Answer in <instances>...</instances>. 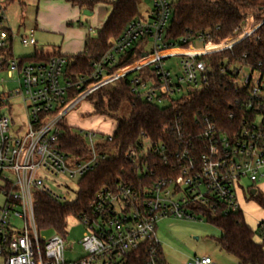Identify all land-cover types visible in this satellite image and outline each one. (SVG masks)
I'll use <instances>...</instances> for the list:
<instances>
[{
	"label": "built area",
	"instance_id": "1",
	"mask_svg": "<svg viewBox=\"0 0 264 264\" xmlns=\"http://www.w3.org/2000/svg\"><path fill=\"white\" fill-rule=\"evenodd\" d=\"M150 1L152 12L132 21L93 64L92 72L75 80L66 76L69 60L65 55L40 61L15 55L17 37L23 46H34L37 41L24 29H11L0 3V192L5 197L0 207V264H169L156 236L160 219L197 221L202 216L196 207L212 200L226 205V212L237 211L240 194L246 196L240 188L244 179L251 184L249 197L253 189L259 190L264 181V71L229 65L236 73L232 85L240 95L236 104L241 114L230 113L228 130L202 115L196 130L185 131L177 124L163 127L165 133L174 135V146L142 132L138 144L128 147L126 158L131 171L143 180L138 185L119 180L101 188L91 207L74 217L84 226L83 252L76 259H67L66 251L73 243L68 244L65 235H41L35 193L69 202L64 196H54L52 184L68 187L114 153L100 147L112 132L96 131L84 136L80 132L88 147L82 158L63 150L61 123L67 121L72 107L92 92L125 78L130 79L132 93L148 103L168 106L181 101L210 83L213 68L205 58L232 50L237 41L254 32L243 30L239 38L218 44L200 37L197 41L204 42L202 48L193 45L180 50L166 40L171 1ZM134 46L141 49L144 59L116 68L119 57ZM175 55L181 57V73H174L167 64ZM243 68L250 74L240 78ZM8 80L16 82L14 89H6ZM238 81L242 87L237 86ZM85 84L81 93L68 98L70 90ZM15 106H21L24 117L14 112ZM198 123L203 125L201 131ZM185 264H214V260L204 255Z\"/></svg>",
	"mask_w": 264,
	"mask_h": 264
},
{
	"label": "trees",
	"instance_id": "2",
	"mask_svg": "<svg viewBox=\"0 0 264 264\" xmlns=\"http://www.w3.org/2000/svg\"><path fill=\"white\" fill-rule=\"evenodd\" d=\"M7 1L12 3L15 0ZM68 1L90 11H93L96 4L108 2L107 0ZM170 1L172 14L166 31V40L180 50L192 49L200 37L218 44L239 38L243 30H254V32L237 41L232 50L220 51L205 58L213 68L210 72L213 74L210 83L188 98L168 106L148 103L134 95L129 78L102 87L86 96L85 99L93 105L92 114L109 116L117 122L111 138H103L100 143V147L114 153L78 180L77 196L73 201L61 203L45 193H35L34 210L39 229H51L65 235L68 219L87 211L101 188L119 180L138 185L143 178L131 171L126 151L129 146L138 144L142 132L152 140H165L172 145L174 135L171 134L172 132L168 134L163 131L165 125L175 128L177 124L185 131L194 128L196 130L199 128H196L197 119L202 115H209L222 130H228L232 123V120H229L230 113L241 114L236 104L240 95L235 92L232 85L236 73L229 70V65L259 68L264 71V0ZM141 2L143 0L110 2L111 13L95 35H88L84 52L66 56L69 60L66 76L75 80L80 75L90 74L93 64L110 49L112 42L124 33L132 21L142 15ZM184 39L186 42H183ZM51 55L37 52L25 59L48 60ZM119 58L116 68L130 65L144 59V56L141 49L134 46ZM260 63L262 65H259ZM222 67L226 69L225 72L221 71ZM234 67L238 70L236 66ZM86 86L85 84L81 89L70 90L68 98L76 97ZM123 102H128L131 106L127 118L118 115ZM199 126L201 131L203 125ZM61 127L60 142L63 150L77 158L87 155L88 147L80 132L74 130L68 120L62 122ZM244 199L255 202L264 210V192L261 190ZM195 210L221 230V235L217 239L219 247L234 255L239 264H264V220L253 227L247 222L242 208L226 212V205L216 200H212L209 205H199Z\"/></svg>",
	"mask_w": 264,
	"mask_h": 264
},
{
	"label": "rangeland",
	"instance_id": "3",
	"mask_svg": "<svg viewBox=\"0 0 264 264\" xmlns=\"http://www.w3.org/2000/svg\"><path fill=\"white\" fill-rule=\"evenodd\" d=\"M57 1V0H55ZM108 2H101L93 11L86 8L81 9L79 18L66 19V16L59 17L55 25V30L51 31L50 26L46 28L41 27L38 17L39 0H15L8 2L7 0H0L5 8L8 24L15 32L24 29L27 35L31 33L36 38V45L23 46L20 38L15 39V55L17 57H28L35 52H44L45 54H54L52 46L59 47L64 37L74 36L77 30L83 29L90 34L95 35L96 31L103 25V17L107 13L110 2L116 0H107ZM153 10V3L150 0H143L140 4V13L143 16L149 15ZM85 11H90L91 14H86ZM68 16V15H67ZM203 41H196L195 48H202ZM57 49V48H56ZM149 50V46H146ZM181 57L175 55L168 59V65L175 73H181L180 68ZM250 74L248 68H243L240 72V78ZM16 82L8 80L6 89H14ZM238 87H242V81L237 82ZM0 96L2 94L0 93ZM167 105V104H165ZM14 112L24 117V110L21 106H15ZM131 112V106L128 102H123L119 110V117L127 118ZM91 113V114H86ZM93 113V105L86 99L79 101L67 114V120L73 129L84 133L89 131H96L99 133L110 134L116 126V120L109 116L95 115ZM78 180L72 181L68 187H57L52 184L51 188L55 197H66V200L73 201L77 196ZM248 179L240 182V188L246 194L243 197L240 194L241 208L245 214L247 222L256 227L257 224L264 220V210H262L255 202L245 200L249 197L247 187L250 186ZM5 197L0 192V207L4 205ZM197 221L179 220L173 217L162 218L158 221L156 236L160 241L162 252L165 260L169 264H185L186 261L194 257H201L209 255L214 260V264H239L237 258L222 250L217 242L221 235V230L204 217H199ZM21 226V222L17 221ZM84 232L83 224L74 217H70L67 221V228L65 239L68 244L73 243V248L66 251V258L76 259L82 252L81 239ZM55 234L54 230H42L41 235L49 238ZM1 261V260H0Z\"/></svg>",
	"mask_w": 264,
	"mask_h": 264
},
{
	"label": "crops",
	"instance_id": "4",
	"mask_svg": "<svg viewBox=\"0 0 264 264\" xmlns=\"http://www.w3.org/2000/svg\"><path fill=\"white\" fill-rule=\"evenodd\" d=\"M38 4H39L38 17L42 28H46V26H50L51 31L55 30V25L58 20L57 16L55 15L56 13L59 14V17L66 16V19L77 20L79 18V12L81 7L73 5L68 0H57V1L39 0ZM98 4H96L95 7H97ZM111 9H112L111 5H109V8L107 9V13L103 17V21H100L103 22V25L106 22L109 14L111 13ZM76 33L77 34H75L73 37L72 36L64 37L62 42L59 43L58 45L59 47H56L54 43V45L52 46V50L56 52L54 54L72 56L83 53L85 49L86 38L90 33L88 31H84L83 29L77 30ZM47 55H51V54H47ZM259 190L264 192V181L259 184Z\"/></svg>",
	"mask_w": 264,
	"mask_h": 264
},
{
	"label": "water",
	"instance_id": "5",
	"mask_svg": "<svg viewBox=\"0 0 264 264\" xmlns=\"http://www.w3.org/2000/svg\"><path fill=\"white\" fill-rule=\"evenodd\" d=\"M85 12H86V14H91L90 11H85ZM21 32H23V29H21ZM255 193H256V190L253 189V190H252V195H254Z\"/></svg>",
	"mask_w": 264,
	"mask_h": 264
}]
</instances>
